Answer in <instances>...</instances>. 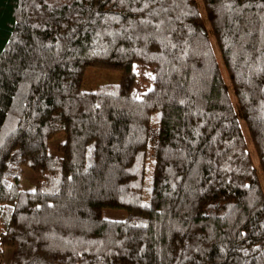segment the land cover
I'll return each mask as SVG.
<instances>
[{
  "label": "trees",
  "instance_id": "16d2710c",
  "mask_svg": "<svg viewBox=\"0 0 264 264\" xmlns=\"http://www.w3.org/2000/svg\"><path fill=\"white\" fill-rule=\"evenodd\" d=\"M260 173L264 0H0V264H264Z\"/></svg>",
  "mask_w": 264,
  "mask_h": 264
},
{
  "label": "rangeland",
  "instance_id": "374dc122",
  "mask_svg": "<svg viewBox=\"0 0 264 264\" xmlns=\"http://www.w3.org/2000/svg\"><path fill=\"white\" fill-rule=\"evenodd\" d=\"M201 10L203 12V9ZM214 48L220 60L219 51L215 45V42H214ZM221 68L223 71V75L225 79L227 80V76H226V73L224 71V67L222 64H221ZM122 76H123L122 72L118 70H107V69L96 68V67H88L84 75L81 89L83 92H97L99 88L104 87V86H112V87L118 86L121 83ZM147 88H148L147 84L141 78V72L138 71V82H137L136 90L139 93H143L147 90ZM233 101H235L234 98H233ZM241 127L246 137L247 143L249 144V147L251 149V155H252L253 161L255 165L258 167L259 161L253 149L251 148V142L249 140L248 132L243 122H241ZM65 140H66L65 133H61L57 135L56 137H54L48 143V147H47L48 152L50 154L57 155L59 153L58 152L59 145L65 142ZM23 170H24V174H23L22 181H21L22 190L24 192L34 191L36 189V177H35L34 172L27 166H24ZM260 176H261V180L263 183V189H264V181H263L261 173H260ZM103 216L105 218H110V219H122L125 217V212L121 210L106 209L103 211ZM11 251L12 250L9 248L5 249V258H4L5 264H10L12 260Z\"/></svg>",
  "mask_w": 264,
  "mask_h": 264
}]
</instances>
